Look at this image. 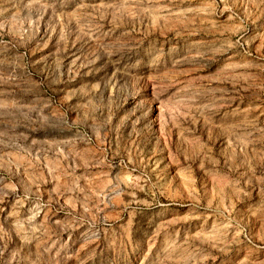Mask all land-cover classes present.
Masks as SVG:
<instances>
[{"label":"rangeland","instance_id":"obj_1","mask_svg":"<svg viewBox=\"0 0 264 264\" xmlns=\"http://www.w3.org/2000/svg\"><path fill=\"white\" fill-rule=\"evenodd\" d=\"M0 264H264V0H0Z\"/></svg>","mask_w":264,"mask_h":264}]
</instances>
